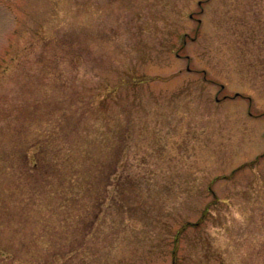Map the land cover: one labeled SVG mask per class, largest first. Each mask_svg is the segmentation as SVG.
I'll return each mask as SVG.
<instances>
[{"label": "rangeland", "instance_id": "rangeland-1", "mask_svg": "<svg viewBox=\"0 0 264 264\" xmlns=\"http://www.w3.org/2000/svg\"><path fill=\"white\" fill-rule=\"evenodd\" d=\"M2 172V264H264V0H0Z\"/></svg>", "mask_w": 264, "mask_h": 264}, {"label": "trees", "instance_id": "trees-1", "mask_svg": "<svg viewBox=\"0 0 264 264\" xmlns=\"http://www.w3.org/2000/svg\"><path fill=\"white\" fill-rule=\"evenodd\" d=\"M95 119H97V117L95 116ZM53 124L56 125V127H54V130L52 132L45 131L43 132L41 135L36 136V137H31V135L29 133H31L30 131V127L29 125H27V129H28V135L29 137L32 139V141H30V143L27 144L26 148H24V154L23 156V160H25V163L28 164L27 166H29V171L30 173L32 172H38V171H42L44 170V168L47 166L49 169H52L51 172H49L50 174L53 175V172H59V169L62 168L66 171H63V178L65 179V182H68V184L66 186H62L63 188L61 190H63L64 192H67L69 190L75 189L73 187V183L76 179V173H73V171L70 168V164H68V161H70L72 158L70 155H67L64 160L62 162H58V160L55 159V154L54 155H49L50 153V149H51V144L55 143V142H59L58 146L60 145V141L63 140V136H65V133L67 134V137L69 134H73L74 132L77 133L79 132V127H77L76 129H66L59 127L61 124L60 118L58 119H54L53 120ZM65 130V131H64ZM82 137V136H81ZM51 142V143H50ZM18 151H15L14 154L17 155ZM85 153V151H84ZM88 154V153H87ZM89 157V156H88ZM9 168V167H8ZM7 168V170H8ZM10 169V168H9ZM15 171V170H14ZM29 173V172H28ZM29 173V174H30ZM3 174V172H2ZM6 175V176H4ZM7 175H11L12 177H18V181L17 183L21 182V177H23L22 173L19 172H10L8 174H3L4 178L2 179L3 184H6L5 186L0 188V223H4L2 215L6 214V213H10L12 210H15V207L17 206L16 200H13L11 202H6V200L4 198H2L3 194H5V192H11L13 191V188L10 187L9 185H13V182H15V178L13 180V178H9V176ZM8 179V181L6 180ZM47 179H49V176L47 175ZM27 180V179H26ZM16 183V184H17ZM16 211V210H15ZM1 227V224H0ZM177 242V241H176ZM6 257H8L10 260L11 254L7 251H5V249L3 250L2 248H0V256L4 255ZM2 264V263H0Z\"/></svg>", "mask_w": 264, "mask_h": 264}]
</instances>
